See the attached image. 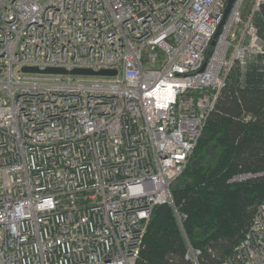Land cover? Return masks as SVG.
<instances>
[{
  "label": "built area",
  "instance_id": "obj_1",
  "mask_svg": "<svg viewBox=\"0 0 264 264\" xmlns=\"http://www.w3.org/2000/svg\"><path fill=\"white\" fill-rule=\"evenodd\" d=\"M227 1L0 0V264L138 263L230 73L264 57V0L211 46ZM222 264H264V201Z\"/></svg>",
  "mask_w": 264,
  "mask_h": 264
},
{
  "label": "trees",
  "instance_id": "obj_2",
  "mask_svg": "<svg viewBox=\"0 0 264 264\" xmlns=\"http://www.w3.org/2000/svg\"><path fill=\"white\" fill-rule=\"evenodd\" d=\"M264 40V4L254 16ZM257 57L244 72L235 68L210 114L169 206L153 209L137 264H222L248 231L264 201V176L230 182L238 174L264 173V69ZM214 146L210 159L191 160Z\"/></svg>",
  "mask_w": 264,
  "mask_h": 264
},
{
  "label": "water",
  "instance_id": "obj_3",
  "mask_svg": "<svg viewBox=\"0 0 264 264\" xmlns=\"http://www.w3.org/2000/svg\"><path fill=\"white\" fill-rule=\"evenodd\" d=\"M234 0H228L227 1V5L226 8L224 10V14L222 17V21L213 37V41H211V46L214 45L216 37L219 35L222 25L225 23L227 16L229 14V11L231 9V6L233 4ZM22 72L24 73H45V74H67V72L63 69H46L44 71H39L36 68H23ZM70 75H86V76H104V77H108V76H115L116 72L114 70H101L98 72H93L91 70H82V69H75L72 70L71 72H69Z\"/></svg>",
  "mask_w": 264,
  "mask_h": 264
},
{
  "label": "rangeland",
  "instance_id": "obj_4",
  "mask_svg": "<svg viewBox=\"0 0 264 264\" xmlns=\"http://www.w3.org/2000/svg\"><path fill=\"white\" fill-rule=\"evenodd\" d=\"M252 5V0H245V4L243 7V16L245 17L250 9ZM214 153V146H211L209 148L206 149V151L204 152V154L202 155H198L196 157H194L191 162H190V166H197L199 163L206 161L207 159H210L213 156ZM180 184V179L176 180L172 187L175 186H179Z\"/></svg>",
  "mask_w": 264,
  "mask_h": 264
}]
</instances>
